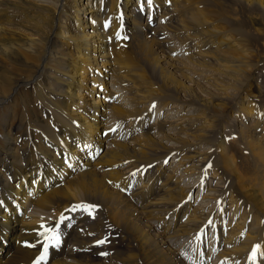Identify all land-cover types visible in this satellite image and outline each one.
Instances as JSON below:
<instances>
[{
    "label": "rangeland",
    "instance_id": "374dc122",
    "mask_svg": "<svg viewBox=\"0 0 264 264\" xmlns=\"http://www.w3.org/2000/svg\"><path fill=\"white\" fill-rule=\"evenodd\" d=\"M29 1L37 2L39 5L44 3L49 5L44 0ZM80 1L81 3L77 5L80 8L85 4L90 5V7L93 6L92 0ZM97 1L100 3L101 0ZM177 2L180 4L177 16L174 15L175 17L168 19V15L165 16L166 11L168 12L167 6H162L164 9L162 11L160 7H149L147 0H144V10L136 20L138 26L136 32H130L118 24L107 33L114 65H118L116 91L112 88V86L115 87L111 82L112 77L108 80L92 75L91 72H83L87 79L86 83L83 84L86 88L83 87L82 93L87 94L90 87L94 86L95 90L99 91L102 96L105 94L104 88L107 90L105 96L109 94V91L120 94H116L115 97L112 96V99H116L115 105L119 110H116L117 118L111 121V125L110 123L107 125L108 130H115L112 132L114 135L108 137L104 147L96 149L98 153L95 156V161H97L94 168L95 173L87 177L85 180L87 182L81 185L80 192L84 196L80 198V201L69 204L65 206L66 208L62 206L64 208L61 209L62 212L57 208L58 204H53L51 210L48 211H38L32 205L31 209L30 205L27 208L28 211L23 223L30 222V218H36L39 220L37 224L52 225L60 220L62 214L65 217H71V227H68V221L60 225L61 244L58 249L60 252H58L59 254L48 253L47 264H53L54 261L60 260H65L66 264H72L82 256H85L82 259L85 264H204L201 261L202 244L206 236L208 244L214 238V245L213 243L210 245H213V253L216 254L222 249L217 255L218 258H215L214 255L211 259L208 253H205L209 264L211 262L212 264H229L230 261L227 258H220L223 251H225L224 254L230 255L231 259L234 260L230 264H264V257L258 253L255 261H253L251 259L252 253L248 255V248L241 245L244 232L240 231L241 233H238L236 238L231 239L229 248L227 246L220 247L216 238L218 229L220 232H226L224 229L229 228L227 235L230 237L232 235V224L236 217L232 212L234 205L229 204L231 198L244 204L253 221L252 225H259L264 231V210L261 209L258 201L248 197L251 191L243 190L249 179L246 182L237 183L239 174L247 172L249 175L255 169L253 167L252 148L247 142H244L245 140L239 139L237 135L238 125L253 131V135L259 138L261 134L251 127L249 128V125L264 122V23L262 22L264 14L260 13L258 15L260 18L255 19L256 17H253L255 14L244 7L240 0H177ZM183 2H186L187 5ZM134 3L138 5L141 0H134ZM190 7H195L192 11L193 15L202 12L205 19H209L211 14L207 13V9H210L218 18L211 25L190 24L188 20V16L191 14L188 12ZM153 14L155 15L154 20H152ZM235 18L236 22H234ZM253 19L256 22H253ZM85 20L87 23L85 30L89 32L90 25L94 27L96 22L94 18L91 20L89 15ZM182 21H185V27L178 26ZM10 23L13 25L20 23L19 17L12 19ZM64 23L65 28L68 29L67 32L80 28L75 26L76 21L73 18L67 22L64 21ZM230 23H242L243 29L245 28L244 30H249L253 34L251 37L253 40L250 44L248 43V48L251 47L250 51L251 53L254 51L255 55L253 54V59L248 64L249 67H246L251 68V70L242 78V82L238 85L239 89L231 87L232 82L230 80L225 81L213 73L212 67L216 63L225 64L226 62L204 57L206 52L214 49H205L202 44H199L202 38L210 35L211 31L220 26L227 27L231 25ZM153 26L154 28H152ZM237 28V26L227 27L225 31L231 36V32ZM118 32L126 36L127 39L118 40ZM216 36L214 40H216ZM223 36L224 34L219 35L218 39H222ZM144 41L152 50L150 51L161 60L159 66L155 67L142 55L139 44ZM188 45V53H186L184 48ZM65 49L70 51V48ZM163 73L168 74L167 78L170 75L175 76L177 81L181 83L179 88L177 84L171 82L168 85L169 89H167L164 85L167 78L163 77ZM89 77L91 79H88ZM93 79L95 82H92ZM225 83L227 87L224 89L221 84ZM215 85L224 90L219 92L220 94L217 93L220 88H216ZM119 86L121 91H119L120 88L118 89ZM182 86L204 100L209 99L208 93H216L217 95H222L224 92L228 93V96L230 95L226 101L228 105L224 109L223 104L220 103L222 106L213 108V111L204 108L201 106L203 103L199 100L192 98L194 101L191 100L190 102V98H187L182 91ZM198 86L203 88L206 93ZM29 89L23 91L19 99H14L12 108L1 110L3 119L6 121L5 127L14 126L20 130L17 135H20L18 137L19 144L16 146L24 149L27 147L26 141L33 142L34 140L30 137H22L23 132L28 130L31 135L35 132L39 135L47 133L40 128L41 125L38 122L33 121L35 113L39 114L42 110L34 109V114H31L32 106H30L29 112L25 113L26 111H24L27 104L30 105L31 103L28 101V97H31V90ZM121 94L125 95L122 97ZM105 96L100 98L104 99ZM153 101L155 102L153 103ZM219 102L217 100L213 104L216 105ZM153 104H155V108H152ZM144 109V116L150 119V122L147 121L148 124H145L144 118L130 120V118L140 115ZM149 109H151L150 115ZM241 111L244 114H241ZM52 113L53 111L47 110L41 116L47 123L49 121L50 125H48L56 135L62 136L63 131L57 128L54 120L55 115ZM102 114L100 112L97 116L102 118ZM235 114L237 119L234 118ZM245 115L248 119L243 118ZM31 120L33 121L32 126L36 124L35 128H30L27 125V122ZM221 132L227 134L224 144L219 142V138H217ZM228 137L231 139H227ZM210 138H215L214 143L208 142ZM46 139L38 137L35 142L41 143L40 148L43 149ZM21 142L23 143L21 144ZM138 143H142L143 147H138ZM215 147H219L220 151L214 155V160L211 162L214 167L207 171L209 175H212V180L210 177V183L201 184L200 180L205 174L204 170L207 165L204 166L206 162L199 160L204 157L197 160L194 158V161L185 159L186 161L183 162H180V159L194 152L208 156L213 153ZM225 148L227 150L223 152ZM114 153L116 154L112 156ZM145 157L148 159L145 160ZM161 157L168 159L167 164L159 160ZM226 157H230L232 162H229ZM149 165L152 167H148ZM4 166L0 165V171H3ZM138 169H146V171L141 173L137 171ZM153 171H155V178L152 175ZM133 173L136 175L133 176ZM36 175L38 176V174ZM167 176L174 178V180L178 179L180 187H183L180 190V193L182 192L181 197L185 193L187 194L186 201L184 200L183 203L190 199V206L200 210L197 215L203 213V215L201 214L203 219H201L202 222L200 221V228L194 230L195 232H181L174 235L171 233L174 232L173 229L178 218L175 209H171L172 211L167 214L159 213L158 216L155 213L152 217L144 213L145 207L155 202L156 200L153 199H156L159 194L156 190L157 178L160 177V181L163 182ZM92 177L94 179L93 186L90 182ZM125 180L128 181V184L118 185ZM200 188L201 191L199 192ZM45 191L48 189L43 192ZM223 191L225 192L222 194ZM227 193L229 195H226ZM85 202L99 205L95 219L82 214L80 211H67L70 205L72 207L74 204ZM219 205L224 207L221 208L222 211L219 209L221 215L217 208ZM35 212H38L39 215ZM209 218L215 223H211L213 226H209L205 230V226L209 225L207 222ZM224 218L225 220H223ZM204 220L206 221L203 223ZM42 222L45 223L42 224ZM33 223L31 221L30 224ZM226 223L228 224L226 225ZM213 227H215V237H212ZM202 229L204 231L200 236L199 231ZM164 234L167 236L163 238L162 235ZM105 237L108 238L107 243L110 244L97 246L96 242ZM40 241H44V239ZM159 242H164V244L159 245ZM62 244H64L66 253H63ZM263 244L264 242L261 244L264 247ZM74 245L79 248H75ZM206 250L211 254L209 246L206 247ZM68 251L78 256L74 255L73 258H67L66 254H70ZM105 252L108 255H101ZM38 255L37 258H34L33 264L38 259Z\"/></svg>",
    "mask_w": 264,
    "mask_h": 264
},
{
    "label": "bare ground",
    "instance_id": "6f19581e",
    "mask_svg": "<svg viewBox=\"0 0 264 264\" xmlns=\"http://www.w3.org/2000/svg\"><path fill=\"white\" fill-rule=\"evenodd\" d=\"M44 1L49 5L45 3L39 5L37 2L33 3L29 0H0V165H5L3 171H0V264H33L34 258H37L36 256L43 251L44 241L40 240L44 238L38 234L44 229L41 228L40 224H37L39 220L30 218V222L23 223L29 205L30 209L32 205L38 211H48L51 210L53 204H58V207H55L62 212V206L65 207L80 201V198L84 196L80 192V187L84 182H87L85 181L87 177L95 173L94 168L97 164L95 156L98 153L96 149L104 147L108 137L114 135L112 131H109L110 129L108 130L107 125L109 123L111 125V121L117 118L115 114L116 110L119 109L115 105V99H112V96L116 95L113 91H109L106 96V93L103 94L104 99L100 98L101 93L96 91L94 86L90 87L87 94L82 93L83 87L86 88L83 84L86 83L87 79L83 72H91L92 75L106 79H109L110 73L114 80L113 85L117 86L118 65H114L107 33L118 24L121 25V28L136 32L138 28L136 20L143 12L141 3L138 6L137 3H134V0H101L100 3L97 0H92L93 6L90 7V5L85 4L81 8L77 6L81 3L80 0ZM240 1L244 7L255 14L253 16L256 17L255 19L260 18L258 17L260 13L264 14V0ZM183 3L186 4V2ZM152 6L153 8L160 7L162 11L164 10L162 6H167L168 12L166 11L165 16L168 15V19L175 17L174 15L177 16V11L180 8L177 0H153ZM194 8L190 7L188 11L191 12L188 16L190 24L211 25L218 18L210 9H207V13L211 14L209 19H205L202 12L193 15ZM88 15L91 20L94 18L96 22L94 27L90 25L89 32L85 30V24H87L85 18ZM121 16L122 19L119 18ZM154 16L153 14L152 20L155 19ZM18 17L20 23L16 25L10 23L12 19ZM72 18L75 19V26L80 27V30L75 28V31L69 30L67 32L68 29L65 28L64 21L67 22ZM236 18L231 20L236 22ZM105 21H110L107 30L104 28ZM253 22H256V20L253 19ZM262 22L264 23L263 19ZM184 23L185 21H182L178 26L185 27ZM230 24L227 27H238L231 32V36L225 31L227 27L220 26L211 31L208 37L202 38L199 44H202L205 49H214L206 52L203 55L204 57L226 62L225 64L216 63L212 67L213 73L225 81L230 80L232 82L231 87L239 89L238 85L242 82V78L251 70V68L246 67H249L248 64L253 59L254 51L251 53V47L248 48L253 40L251 38L253 34L249 30H244L242 23ZM176 30L178 29L176 28ZM221 34H224L223 38L218 39ZM215 35H217L216 40H214ZM139 45L141 53L148 59L147 61L155 67L159 66L161 60L151 52L152 50L146 42H141ZM65 48H70V51ZM90 53L93 55H89ZM163 74L164 78L168 75L167 73ZM88 79H91V77ZM92 82H95V79ZM171 82L177 84L178 88L181 84L175 76L170 75L164 82L167 89H169L168 85ZM221 85L224 89L227 87L226 83ZM215 87L220 88L217 93L224 90L220 86L215 85ZM26 89L31 90V97H28V101L31 103L30 105L27 104V107L23 110L26 111L25 113L29 112L28 108L30 106H32L31 114H34V109L42 110L39 111V114L35 113L33 121L38 122L41 125L40 128L47 133L39 135L35 132L31 135L28 130L23 132L22 137H30L34 140L33 142L26 141L27 147L29 144L30 147L24 149L16 146L19 144L18 137L20 135H17L20 130L14 128V126L11 128L5 127L6 121L3 119L1 110L12 108L14 99H19L21 93ZM200 89L203 88L200 87ZM182 91L187 98H190V102L193 100L192 98L199 100L203 103L202 107L212 111L213 108L222 106L220 103L223 104L225 109L228 105L226 101L230 96L225 92L222 95L208 93L209 99L204 100L189 92L183 86ZM203 92L206 93L205 90ZM107 100L108 103L106 104ZM217 100L220 102L216 105L213 104ZM22 102H24V99H22ZM47 110L53 111L55 124L57 128L63 131L62 136L56 135L52 131L53 129H50L49 121L47 123L41 116ZM24 111L21 110V112ZM100 112L103 113L102 118L97 116ZM107 113H109V116H107ZM240 113L244 114L242 111ZM244 117L248 119L246 115ZM33 121L27 122L30 128L36 126L35 123V126H32ZM250 127L260 133L261 137L256 138L253 131L244 128L242 125H238L237 135L239 139L245 140L244 142H247L252 148L253 167L255 169L249 175L247 172L239 174L237 183H243L249 179L243 190L251 191L248 197L258 201L261 209L264 210V122L261 124L254 123L249 125ZM106 132L107 135H105ZM226 136V133L221 132L217 135L218 141L224 144ZM38 137L41 139L47 138L45 148H40L41 143L35 142ZM214 141L215 138L208 140L211 143H214ZM86 144L93 147L85 150L84 146ZM137 146L143 147V144L138 143ZM226 150L227 148L223 152ZM218 151H220L219 147H215L213 153L208 156L194 152L179 159L180 162H183L204 157L199 161L211 163ZM115 154H112V156ZM146 159L148 157H145ZM226 159L232 162L230 157H226ZM159 160L165 163L166 157H161ZM157 179L156 190L159 194L156 199H153L156 200L155 202L145 207L144 213L152 217L155 213L158 216L159 213L167 214L171 212V209L177 210H174L178 218L173 229L174 232H171L173 235L181 232L188 233L197 230L198 227L200 228L203 213L201 212L202 215L198 216L197 213L200 210L191 207L189 201L180 205L181 202L186 201L187 194H182L181 197L182 192L180 193V190L183 187H180L178 179L174 180V178L168 176L163 182L160 181V177ZM90 182L93 186V177ZM127 182L125 180L118 183V185H124ZM46 189L48 191L43 192ZM152 190L154 191V189ZM229 193L226 195H229ZM229 204L234 205L232 212L235 214L236 219L232 224L231 237L227 235L229 228L224 229L226 232H220V229L217 230L216 238L219 246L229 248L231 239L236 238V235L242 231L244 233L241 245L248 248V255L252 253L257 244L261 246L260 250L264 251V247L261 245L264 242V231L261 226L252 225L253 221L244 204L238 203L232 198L229 200ZM220 210L222 211V209ZM31 221L34 223L30 224ZM44 226L55 227V224ZM167 234L162 235V237H166ZM201 235L202 233H200ZM28 244L35 245V247L26 246ZM158 244L163 245L164 242ZM77 245L76 247L79 248ZM61 248L63 253H66L64 244L61 245ZM58 249L59 247L50 246L49 253L57 254L60 252ZM71 253L66 254L67 258H73L74 255H77ZM224 253L225 251L221 253L220 258H227L228 261L234 262L230 255ZM203 256L204 264H209L206 254ZM83 258L85 256L72 264H85V262H82ZM53 264L66 263L65 260H60L54 261Z\"/></svg>",
    "mask_w": 264,
    "mask_h": 264
},
{
    "label": "snow or ice",
    "instance_id": "6c2138e0",
    "mask_svg": "<svg viewBox=\"0 0 264 264\" xmlns=\"http://www.w3.org/2000/svg\"><path fill=\"white\" fill-rule=\"evenodd\" d=\"M147 4L149 7L152 6L153 4V0H147ZM141 10H144V0H141ZM120 19H122V16L119 17ZM110 26V21H105L104 24V28L105 30H107ZM117 39L118 40H123V39H127L126 36L121 35L119 32L117 33ZM152 108H155V104H153ZM151 110V109H150ZM113 131H115L113 129ZM108 133L106 132L105 135H107ZM227 139H231V137H228ZM92 145H85L84 149H90L92 148ZM167 160H165V163L167 164ZM71 166V165H69ZM148 167H152V165H149ZM212 167L211 163H209L206 167H205V176L203 177V179L207 178V171L208 169H210ZM137 171H140L141 173L143 171H146V169H138ZM136 173H133V176H135ZM99 209V205L96 204H91V203H82V204H74L72 205L71 208L67 209V211L69 212H76V211H80L82 214H85L89 217H91L92 219H95L96 216V212ZM66 221H68V227H71V217H65L63 214L60 217V220L58 221L57 225L55 227H45L44 225H41V228L44 229V231L40 232L38 235L44 238V245H43V251L42 253L39 255L38 259L35 261V264H47V259H48V253H49V247H59L61 244V233L59 231L60 229V225L64 224ZM209 224H211V221H209ZM108 242V238L105 237L104 239L98 240L96 242L97 246H103ZM28 247H35V245L32 244H28L26 245ZM261 246L259 244H257L255 246V248L252 251V255H251V259L253 261H255L257 254L259 253L260 256L264 257V251H261ZM101 255H108V253H101Z\"/></svg>",
    "mask_w": 264,
    "mask_h": 264
}]
</instances>
